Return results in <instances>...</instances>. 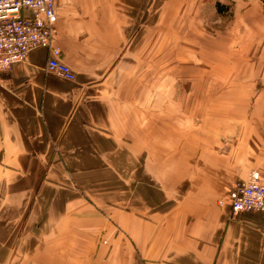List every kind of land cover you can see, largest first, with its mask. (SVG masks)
I'll use <instances>...</instances> for the list:
<instances>
[{
  "label": "crops",
  "instance_id": "1",
  "mask_svg": "<svg viewBox=\"0 0 264 264\" xmlns=\"http://www.w3.org/2000/svg\"><path fill=\"white\" fill-rule=\"evenodd\" d=\"M152 9L55 0L53 45L75 80L46 72L47 49L0 74V264H264V215L233 214L228 196L253 172L264 182V135L248 117L197 131L179 164L153 163L162 151L121 83Z\"/></svg>",
  "mask_w": 264,
  "mask_h": 264
},
{
  "label": "rangeland",
  "instance_id": "2",
  "mask_svg": "<svg viewBox=\"0 0 264 264\" xmlns=\"http://www.w3.org/2000/svg\"><path fill=\"white\" fill-rule=\"evenodd\" d=\"M152 11L146 36L134 30L135 75L121 83L162 151L153 163L179 164L180 143L197 131L224 135L235 118L264 135V0H153Z\"/></svg>",
  "mask_w": 264,
  "mask_h": 264
},
{
  "label": "built area",
  "instance_id": "3",
  "mask_svg": "<svg viewBox=\"0 0 264 264\" xmlns=\"http://www.w3.org/2000/svg\"><path fill=\"white\" fill-rule=\"evenodd\" d=\"M55 23V0H0V74L23 62L31 51L47 49L46 72L73 82V71L60 60V50L53 45ZM228 196L233 214L264 215V182L256 174L235 182Z\"/></svg>",
  "mask_w": 264,
  "mask_h": 264
},
{
  "label": "trees",
  "instance_id": "4",
  "mask_svg": "<svg viewBox=\"0 0 264 264\" xmlns=\"http://www.w3.org/2000/svg\"><path fill=\"white\" fill-rule=\"evenodd\" d=\"M220 6V5H219Z\"/></svg>",
  "mask_w": 264,
  "mask_h": 264
}]
</instances>
